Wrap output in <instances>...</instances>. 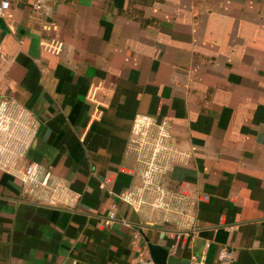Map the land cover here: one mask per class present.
<instances>
[{
  "label": "crops",
  "instance_id": "1",
  "mask_svg": "<svg viewBox=\"0 0 264 264\" xmlns=\"http://www.w3.org/2000/svg\"><path fill=\"white\" fill-rule=\"evenodd\" d=\"M8 1L0 95L28 122L6 158L48 179L0 170V264H140L146 240L264 264V0ZM136 114L167 129L144 192Z\"/></svg>",
  "mask_w": 264,
  "mask_h": 264
},
{
  "label": "built area",
  "instance_id": "2",
  "mask_svg": "<svg viewBox=\"0 0 264 264\" xmlns=\"http://www.w3.org/2000/svg\"><path fill=\"white\" fill-rule=\"evenodd\" d=\"M48 1L71 0H33L31 7L46 15L48 14ZM9 5L8 0H0V18L4 16ZM27 122V116L17 106L16 102L0 95V170L9 172L11 176L22 183L25 193L32 194L36 189L46 184L48 172L37 162L31 161L23 166H16L6 158L8 140L14 136L18 128H21ZM153 126L154 123L145 115L136 114L132 121L130 146L140 155L139 161L142 163L140 192L156 189L157 173L159 171L158 160L160 154L162 155L164 151L163 139L167 129L159 124L156 127V132L152 133ZM142 198L140 196L137 199H131L129 194L124 197L126 201L137 205L142 204ZM107 215L109 219L114 218L113 211H110ZM187 220L191 223L190 217H187ZM228 256L223 251L219 253V259L224 263L229 260ZM140 264L155 263L150 259H144L140 261ZM188 264H203V262L192 255Z\"/></svg>",
  "mask_w": 264,
  "mask_h": 264
},
{
  "label": "water",
  "instance_id": "3",
  "mask_svg": "<svg viewBox=\"0 0 264 264\" xmlns=\"http://www.w3.org/2000/svg\"><path fill=\"white\" fill-rule=\"evenodd\" d=\"M146 252L155 264H188L189 259L179 258L169 253L165 246L146 240Z\"/></svg>",
  "mask_w": 264,
  "mask_h": 264
}]
</instances>
